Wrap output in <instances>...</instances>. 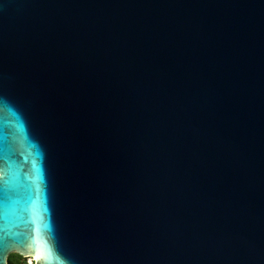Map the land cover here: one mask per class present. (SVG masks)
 <instances>
[{
	"label": "water",
	"instance_id": "95a60500",
	"mask_svg": "<svg viewBox=\"0 0 264 264\" xmlns=\"http://www.w3.org/2000/svg\"><path fill=\"white\" fill-rule=\"evenodd\" d=\"M0 238L264 264V0H0Z\"/></svg>",
	"mask_w": 264,
	"mask_h": 264
},
{
	"label": "snow or ice",
	"instance_id": "6c2138e0",
	"mask_svg": "<svg viewBox=\"0 0 264 264\" xmlns=\"http://www.w3.org/2000/svg\"><path fill=\"white\" fill-rule=\"evenodd\" d=\"M21 242L16 241L13 243H7L3 238H0V264H4V257L7 254V251L14 246H19Z\"/></svg>",
	"mask_w": 264,
	"mask_h": 264
},
{
	"label": "trees",
	"instance_id": "16d2710c",
	"mask_svg": "<svg viewBox=\"0 0 264 264\" xmlns=\"http://www.w3.org/2000/svg\"><path fill=\"white\" fill-rule=\"evenodd\" d=\"M9 264H30L28 258L17 252H13L9 256Z\"/></svg>",
	"mask_w": 264,
	"mask_h": 264
}]
</instances>
